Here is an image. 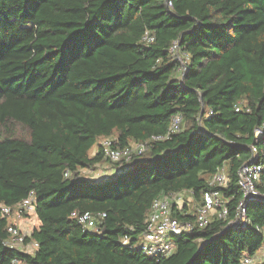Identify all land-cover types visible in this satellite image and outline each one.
I'll use <instances>...</instances> for the list:
<instances>
[{
  "label": "trees",
  "instance_id": "trees-1",
  "mask_svg": "<svg viewBox=\"0 0 264 264\" xmlns=\"http://www.w3.org/2000/svg\"><path fill=\"white\" fill-rule=\"evenodd\" d=\"M110 138L148 149L112 163L93 151ZM104 163L115 175L80 177ZM247 164L262 167L260 198L251 224L233 226ZM221 168L228 186L212 188ZM209 190L228 200L226 220L174 237L164 259L136 247L156 200L188 192L200 204ZM31 193L40 225L25 234L11 219ZM86 212L106 214L99 231L72 217ZM11 227L28 252L7 245ZM261 250L264 0H0V264H241Z\"/></svg>",
  "mask_w": 264,
  "mask_h": 264
},
{
  "label": "built area",
  "instance_id": "built-area-1",
  "mask_svg": "<svg viewBox=\"0 0 264 264\" xmlns=\"http://www.w3.org/2000/svg\"><path fill=\"white\" fill-rule=\"evenodd\" d=\"M153 40V39H150ZM179 51L178 45L174 44L171 48V53L177 55ZM183 119L180 116H176L171 124L169 134L176 133L180 130ZM158 140V138H153ZM115 139H106L101 145L104 150L105 158L109 159L112 163H128L132 160L134 155H142L148 149L147 143L137 144L132 147H125L123 149L117 148ZM253 154H256L254 150ZM262 167L260 165L247 164L244 165L238 173V186L243 194V200L240 204V208L237 212L236 219L230 224L233 226H248L250 221L246 216L247 203L260 198V194L256 188L257 183L261 180ZM68 176V174H67ZM229 177L224 168H221L213 176L210 186L212 188L227 187ZM176 195L165 197L160 200H156L153 204L152 211L149 215L147 226L144 234L140 238L139 249L141 252L155 259H164L171 256L175 252V243L173 238L180 236L183 233H187L198 226L199 229H205L211 223L213 218L226 220L229 215L228 200L224 198L223 194L219 190H209L203 195L202 203L197 209L195 224L182 223L174 217L173 209L176 205L178 210H182L184 205H180V201L173 200ZM34 194L24 200L16 209V215L22 217V213L25 211H33ZM174 202V204H173ZM2 212L6 216H11L14 212L11 207L3 206ZM15 210V209H14ZM18 212V213H17ZM72 217L77 219V222L84 230L99 231V222L106 217V214L99 213L93 215L90 212L83 214L73 213ZM12 234L13 241L7 243L11 248L24 249L27 251V246L24 245V236L20 234L19 230L14 227L9 229ZM123 245L129 246L130 239L125 237L123 239ZM32 247L37 249L38 244L33 243ZM264 252V251H263ZM241 264H255V257H244Z\"/></svg>",
  "mask_w": 264,
  "mask_h": 264
},
{
  "label": "rangeland",
  "instance_id": "rangeland-1",
  "mask_svg": "<svg viewBox=\"0 0 264 264\" xmlns=\"http://www.w3.org/2000/svg\"><path fill=\"white\" fill-rule=\"evenodd\" d=\"M106 139H102V140H99L98 141V143H97V146H96V148H95V150H93L94 152H96L97 151V148H98V146L100 145V144H102L104 141H105ZM91 152L92 154L94 153V152ZM112 173H115V170L114 169H112V166L110 165V164H108V163H104V164H102V165H99V166H97V167H95V168H93V169H90V170H83L81 173H80V177L81 178H86V179H90V180H95V182H99V181H102L103 179L101 178V177H103V178H107L108 176H111L112 175ZM97 175H99V176H97ZM180 196H178V197H174V201L175 200H178V201H180L181 200V202H180V205H182V203H183V205H184V208L185 207H188V211H189V213H191V214H195V213H197V209H198V207L201 205V203L200 204H197V201L194 199V197L190 194V193H188V192H183V193H181V194H179ZM18 213V212H17ZM28 213V212H27ZM30 217H29V219H30V222H28V225H29V229H30V231H31V229L34 227V225H38V223H39V221H38V219L32 214V212H30ZM26 216H22L21 218H19L18 217V214L15 216V217H13L12 219H11V221L13 222V223H15V224H18L19 222V220H21V219H24ZM27 218V217H26ZM31 218H33V219H31ZM19 225V224H18ZM139 243H140V241H139ZM140 246V244L138 245H136V247H139ZM264 253V252H263ZM264 257V256H263ZM263 261H264V259H262L261 258V256L259 255V256H255V264H260V263H263Z\"/></svg>",
  "mask_w": 264,
  "mask_h": 264
},
{
  "label": "crops",
  "instance_id": "crops-1",
  "mask_svg": "<svg viewBox=\"0 0 264 264\" xmlns=\"http://www.w3.org/2000/svg\"><path fill=\"white\" fill-rule=\"evenodd\" d=\"M115 173H112V175L111 176H108V177H112L113 175H115ZM97 176H99V175H97ZM101 178L104 179L103 177H101ZM176 196H180V195L178 194ZM173 204H174V202H173ZM25 216L27 218L25 217L24 219L19 220L18 221L19 222L18 223L19 225L18 224L17 225L20 227V229L22 230L23 233H25V234H28L29 233L30 234L34 228L39 227L40 223H38V225H34V227L30 231L29 225H28V222H30V219H29L30 216L29 217L27 215H25ZM31 219H33V218H31ZM263 251L264 250H261L260 253H258V255H257V256L260 255L262 259H264V257H263L264 256Z\"/></svg>",
  "mask_w": 264,
  "mask_h": 264
},
{
  "label": "water",
  "instance_id": "water-1",
  "mask_svg": "<svg viewBox=\"0 0 264 264\" xmlns=\"http://www.w3.org/2000/svg\"><path fill=\"white\" fill-rule=\"evenodd\" d=\"M203 116V112H202V114H201V117Z\"/></svg>",
  "mask_w": 264,
  "mask_h": 264
}]
</instances>
